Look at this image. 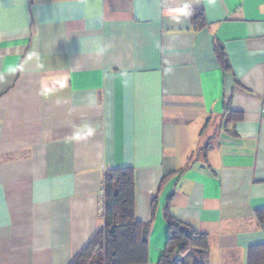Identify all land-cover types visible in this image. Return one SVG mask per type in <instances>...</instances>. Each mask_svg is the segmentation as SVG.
Segmentation results:
<instances>
[{
	"label": "crops",
	"instance_id": "crops-1",
	"mask_svg": "<svg viewBox=\"0 0 264 264\" xmlns=\"http://www.w3.org/2000/svg\"><path fill=\"white\" fill-rule=\"evenodd\" d=\"M122 166L143 264L168 212L207 233L208 264H248L264 244V0H0V264H71Z\"/></svg>",
	"mask_w": 264,
	"mask_h": 264
},
{
	"label": "trees",
	"instance_id": "trees-1",
	"mask_svg": "<svg viewBox=\"0 0 264 264\" xmlns=\"http://www.w3.org/2000/svg\"><path fill=\"white\" fill-rule=\"evenodd\" d=\"M197 28L206 25L204 10H193ZM216 52L225 70L232 68L221 44ZM229 111H231L229 109ZM233 118L240 113L231 111ZM169 176V175H167ZM166 177V176H165ZM164 177V178H165ZM104 223L81 249L71 264H143L148 262L149 223L136 217V176L132 166L114 167L104 174ZM264 224V209L257 211ZM169 238L158 264H187L189 254L193 264H208L210 244L207 233L167 213ZM248 264H264V244L250 247Z\"/></svg>",
	"mask_w": 264,
	"mask_h": 264
},
{
	"label": "rangeland",
	"instance_id": "rangeland-1",
	"mask_svg": "<svg viewBox=\"0 0 264 264\" xmlns=\"http://www.w3.org/2000/svg\"><path fill=\"white\" fill-rule=\"evenodd\" d=\"M187 264H193L194 258L192 257L191 254H189L186 258Z\"/></svg>",
	"mask_w": 264,
	"mask_h": 264
}]
</instances>
